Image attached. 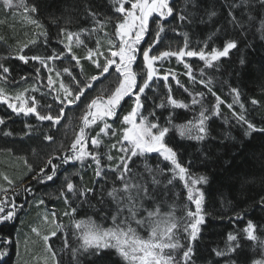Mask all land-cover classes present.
Segmentation results:
<instances>
[{"label":"trees","instance_id":"trees-1","mask_svg":"<svg viewBox=\"0 0 264 264\" xmlns=\"http://www.w3.org/2000/svg\"><path fill=\"white\" fill-rule=\"evenodd\" d=\"M26 3L36 6L37 12L32 15L43 25L42 29L25 21L21 16L22 10H10L1 4L0 63L8 67L10 72L7 74V81L0 80V88L5 90L7 96L13 98L19 93H24L26 97L35 96L37 110L41 114L51 113L56 116L60 105L55 99L56 93L49 92L46 87L48 70L41 68V77H36L35 70L41 67L39 62L30 60L28 64H24L17 58L18 55L46 57L63 51L66 54L63 60L48 61L54 70L51 73L53 78L57 79L55 71L69 67L78 79L87 80L98 74L96 65L86 58L88 49H96V42L99 41V51L102 53L99 61L103 63L105 56L110 55L109 39L115 40L112 34L119 14L114 11L113 0H26ZM170 3L175 9L174 14L161 21L164 31L160 34V42L150 54L178 50L184 46L185 33L188 50L210 51L214 47L222 48L229 39L238 42L237 48L233 49L228 57L214 62L216 65L214 67H206L205 62L198 57L187 56L182 61L171 57L156 63L159 75L170 73L168 84L172 88L171 95L187 104V108L155 107L160 103L161 97L167 94V87L162 80H156L152 90H146L147 97H142L144 115L147 116L148 112L154 110L159 118L158 122L164 126H169L167 120L170 114L175 125H184L198 117L200 105L191 103L197 92L204 93L203 104L209 109L216 105L217 96L224 102L220 104V115L213 116L207 122L209 136L206 140L198 142L181 138L177 130L171 126L165 137V142L176 151L178 161L188 168L193 178L199 176L207 178L206 183L198 186L204 197L202 202L204 222L199 226L198 239L193 242L195 252L193 261L195 264H230L232 261L235 264L256 262L264 264V206L261 205V200L264 199V132L249 130L246 124L239 122L232 115L233 111L243 114L257 129H264V39H261L258 31L259 20L264 16V7L254 2L251 7L233 9L231 5L239 4L240 0H192L187 6L185 0H170ZM126 7L130 5L126 4ZM185 8L193 22L182 23L178 20V16ZM213 11L216 15L209 16ZM230 11L237 19L245 21L242 28H234L229 22ZM90 13H95V17ZM249 13L256 17L252 24L247 22ZM156 19L155 16L150 18L152 31L146 34L142 48H146L148 42L153 39L157 29ZM97 20L105 22L102 30L98 28ZM61 29L75 34L71 47L72 53L79 58V65H75L74 61L67 58L65 45L69 44V41L66 34H61ZM42 31L47 33L46 44L45 37L39 35ZM106 33L108 35H105ZM77 36L84 41L83 44L77 43ZM32 40H36L37 43L31 44ZM25 44L28 47L20 53L19 50ZM242 59L243 64L240 63ZM141 61L142 56H138L137 63L133 66L137 72L140 71ZM185 64L190 65L195 81L189 79ZM22 77L27 79L23 80ZM60 79L68 83L70 78L63 74ZM116 80L117 74L113 71L102 85L96 84L95 91L89 90L86 93L87 98L99 95L102 87L114 88ZM201 80L211 82L209 87L212 92L200 83ZM58 86L59 79L54 87ZM33 88L38 91H32ZM185 88L188 91H185ZM26 89L28 91H25ZM232 89L239 91V103H234L236 94ZM195 98L201 99L199 96ZM133 100L134 97L131 99L126 97L122 101L117 117L107 119L113 129L117 130V136L113 137L110 132L101 133L100 129L103 128L101 121L85 129L88 137H96L99 133L103 143L98 150L102 154H111L117 158L108 162L105 155L102 164L118 163L121 153L111 146L120 138L122 117L131 110ZM252 100L258 103L253 105ZM11 102L16 103L14 99ZM86 103L87 100L82 98L79 107L68 106L60 124H54L50 121H39L34 114L27 116L23 113L17 114L7 104L0 102V119L4 121L0 124V188L7 189V196L15 200L18 211L22 210L13 221L0 223V236L14 241L20 216L32 201L43 200L46 208L56 213L58 224L63 226L55 237L49 239V245L62 257L61 264H121L114 252L102 253L100 257L78 252L76 259H73L71 250L78 248L80 242L70 235L72 230L70 217L64 215V212L70 209L61 196L66 178L80 189H92L93 191L88 193L87 202H84V197L72 198V207L77 208L76 219H86L90 216L102 226L110 227L112 225L110 214L114 212L115 205L107 197L106 192L115 181L113 174L109 173L107 180L100 179L95 176L96 166L91 160H85L83 164L72 161L61 165V161L56 159L53 162L60 167L53 181L37 182L33 179L50 157L73 154L68 149L82 125L81 116ZM228 104H233V108L229 109ZM240 104L244 105L243 109ZM46 136H52L53 139L49 141L45 139ZM88 148L92 149L90 139ZM146 163L154 169L157 166L164 169V175L159 177L162 183L154 193L158 200L174 202L177 216L183 215L185 205L194 210L195 206L187 200L182 181L177 179L173 185L164 187L172 176V172L169 171L172 165L169 162L163 161V157L157 153H151L146 157L134 159L130 166L134 172L147 176L144 172ZM47 171L50 172V169ZM8 181L12 183L9 184ZM116 184L118 186L119 182L116 181ZM24 188L30 191L25 192ZM101 188L104 189V203H98L102 194ZM165 192L166 196L163 195ZM0 199H4V193H0ZM167 203L164 204V210H167ZM20 205H23L21 210ZM146 206H151V202L146 201ZM105 216L109 218L104 219ZM249 221L256 225L254 234L257 240H249L244 232ZM64 234H68L70 243L67 249L63 247ZM229 234L236 236L237 240L228 241ZM181 243L187 244L183 234ZM237 243L239 247L234 252L216 256V250L226 251L228 245L235 247ZM14 245V243L11 247L0 245V249H7V255L0 258V264L11 263Z\"/></svg>","mask_w":264,"mask_h":264},{"label":"snow or ice","instance_id":"snow-or-ice-1","mask_svg":"<svg viewBox=\"0 0 264 264\" xmlns=\"http://www.w3.org/2000/svg\"><path fill=\"white\" fill-rule=\"evenodd\" d=\"M254 2H258L261 7H264V0H240L239 4H233V9L240 7H251ZM192 3V0H185V5ZM126 4L130 7H126ZM114 11L119 14L114 24L113 36L115 40L109 39V56H105L103 63L99 61V56L102 55L99 51V41H97L96 49H88L87 59L92 61L98 69V74L91 76L87 80L78 79L73 74L69 67H64L60 71H55V77L59 79V86L54 87L57 79L53 78L51 73L54 71L49 65L48 61L63 60L65 53H53L49 56H27L25 54L18 55V59L24 64L31 61H37L40 68H36V77H41V68H46L49 72L47 75V85L49 92H55V99L60 105L59 113L56 116L49 114H41L37 110V100L35 96H25L24 93L17 94L14 98L6 95L5 90L0 88V102L7 104L13 112L25 116L34 114L39 121H50L54 124H60L62 117L65 115V109L68 106L75 105L79 107L82 98L87 100L83 115L81 116L82 125L79 132L75 134V138L71 143L68 151L72 155L53 156L50 157L43 168L40 169L38 175H34L33 179L37 182L44 180L53 181L58 167L60 165L54 164V160L59 159L61 165L68 164L72 161H79L83 164L85 160H91L95 164V176L100 179L107 180L108 174L115 176L113 186L107 190L106 195L115 205V210L110 214L112 225L104 227L102 224L93 220L92 217L86 219H76L77 208L72 207V198L84 197V202H87L88 193L92 189H80L70 179L66 178V183L61 190V196L64 198L65 204L69 206L70 211H65L64 215L70 217L72 230L71 236L76 237L80 242L78 248H73L72 257L75 260L77 253H87L90 256L100 257L102 253L114 252L121 264H195L193 256L195 255L193 242L198 239L200 232V225L204 222V215L202 214L203 193L197 187L198 184L206 183L207 178L199 176L193 178L189 173L188 168L184 167L177 159V153L174 149L165 142V137L170 131V127L175 128L181 138L196 140L198 142L204 141L209 136L207 122L213 116L220 115V104L224 103L217 96V103L211 109L203 104V92H197L195 96L201 97L200 100L193 96L191 103L193 105H200V112L198 117L188 121L184 125H175L172 122L171 114L168 117L167 124L169 126L161 125L156 116L155 111L148 112L144 115V103L142 97H147L146 90H152L153 84L156 80H162L167 87V94L161 97L157 108H187L188 105L176 100L171 95L172 88L168 84L170 73L159 75V68L155 65L158 61H163L167 58L176 57L178 60H183L187 57H198L199 60L204 61L206 67L216 66L214 62L229 56L233 49H236L238 42L234 39L227 40L222 48H212L210 51L188 50L187 33L185 36L184 46L176 51L166 50L158 54L152 53V49L160 42V34L164 31V26L161 21L174 14L175 9L171 6L170 0H113ZM3 6L12 10H22L21 16L28 23L34 25L36 28L42 29L43 25L40 21L33 17L32 14L37 12L35 5H28L26 0H3ZM95 17V13H90ZM216 13L210 12L209 16H215ZM156 17L157 29L154 33L152 41L148 42L146 48H142V42L145 41L146 34H149L152 29L150 26V18ZM230 23L234 28H242L245 21L237 19L233 13L229 12ZM111 18H109L110 22ZM180 22H193L190 14L185 11L178 16ZM256 17L251 13L248 14L247 22L252 24ZM98 28L102 30L105 22L96 21ZM261 39H264V16L259 20V29ZM61 34L67 37L69 44L65 45L67 48V58L74 61L75 65H79V58L72 53L71 41L74 33L66 32L61 29ZM39 35L45 37V44L47 43V33L42 31ZM105 35H108L107 33ZM211 39V36L209 37ZM77 43L83 44L84 41L76 37ZM31 44H36V40L30 41ZM25 44L19 51L24 52ZM207 48V43H205ZM114 49V50H113ZM138 56H142L140 64V71L134 70L133 66L137 63ZM244 63L243 59L240 61ZM74 65V66H75ZM188 69L187 75L190 80L195 81L192 75L191 67L185 64ZM117 74L115 87H102L100 94L88 99L86 93L89 90L95 91L97 83L103 84V81L112 75V72ZM10 70L4 64L0 63V80L7 81ZM63 74H67L70 78L68 83L60 79ZM139 77V79H138ZM175 79V76L172 77ZM21 79L26 80L27 77ZM180 82L177 80V84ZM208 88L209 92L212 89L209 87L210 81H200ZM183 87V85H180ZM25 91H28L27 89ZM32 91H38L33 88ZM185 91H188L185 88ZM236 94L234 103H239V91L232 89ZM215 96V93H212ZM189 95H192L189 93ZM133 98V106L131 110L122 117L120 138L113 144L112 149L121 153L118 157V163L102 164V159L106 155L108 162L117 159L111 154H102L98 149L102 146V139L99 138V133L96 137H88L85 129L90 128L91 125L97 124L98 121L103 122L101 133H111L113 137L117 136V130L113 129L112 125L107 122L108 118H116L118 111L121 108L122 101L125 98ZM15 100L16 103L11 102ZM253 105L257 104L256 100H252ZM49 107H51L49 105ZM229 109L233 108V104H228ZM241 109L244 105L240 104ZM232 115L239 121L247 125L251 131H262L264 129H257L256 126L249 122L243 114H237L233 111ZM151 117V119H150ZM139 121V122H138ZM4 121L0 119V124ZM10 134V133H9ZM45 139L51 141L52 136H46ZM91 141L92 149L88 148V140ZM117 145L119 147H117ZM157 153L163 157V161L169 162L172 168L171 178L167 180L168 185H173L175 180L183 182V187L187 189V200L192 207L185 205L183 215L177 216V207L175 203H167L163 200H158L154 195L157 187L161 185L159 177L164 175V169L157 166L153 168L147 163L144 165V173L134 172L130 166L134 163V159L146 157L147 154ZM50 169V172L47 171ZM7 180V177H5ZM116 181L119 182L117 186ZM9 184L12 181H8ZM25 192L30 191L28 188L23 189ZM7 189L0 188V193H4V199H0V223L13 221L17 215V205L14 199L7 196ZM101 197L98 203H104V189L101 188ZM19 193H16L18 195ZM167 195V192L163 193ZM146 201L151 202V206H146ZM39 203H44L41 200ZM167 203V210H164V204ZM261 205L264 206V199L261 200ZM21 209L23 205L19 206ZM55 218L56 213H52ZM105 216L104 219H108ZM238 219L241 217H237ZM45 221L48 217L44 218ZM55 222V221H53ZM62 225L56 224L55 229L51 231L50 235H44L43 239L46 243L47 251L51 254L53 264H61L62 257L54 250L47 241L51 237H55L57 232L62 230ZM256 225L249 221L244 232L249 240H257L254 234ZM33 232L38 233L36 228ZM181 234L187 244L181 243ZM237 237L229 234L228 241H236ZM14 243L9 238L0 236V245L11 247ZM63 247L65 249L70 247L68 234H64ZM239 247L237 243L235 247L228 245L226 251L216 250V256H225L228 252H234ZM7 255V252L0 249V258ZM230 264H235L234 261ZM261 264V262H256Z\"/></svg>","mask_w":264,"mask_h":264},{"label":"rangeland","instance_id":"rangeland-1","mask_svg":"<svg viewBox=\"0 0 264 264\" xmlns=\"http://www.w3.org/2000/svg\"><path fill=\"white\" fill-rule=\"evenodd\" d=\"M1 4L3 5V0H0V8H2ZM185 191L187 194V189ZM39 202V200L36 202L35 200L32 201L31 205L20 216L19 225L13 237L15 244L14 256L10 264H53L43 236L50 235L58 222L52 216L53 212L48 210L44 203L41 204ZM19 210H21L20 207ZM21 211H17V217ZM45 217H48L47 221H45ZM33 228H36L39 234L33 232ZM47 244L49 245V240ZM3 250L7 251L5 248Z\"/></svg>","mask_w":264,"mask_h":264}]
</instances>
